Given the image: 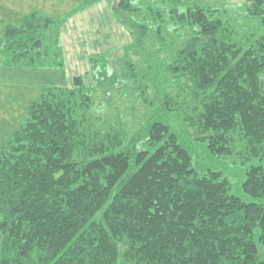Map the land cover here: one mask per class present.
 I'll use <instances>...</instances> for the list:
<instances>
[{"label":"trees","instance_id":"obj_1","mask_svg":"<svg viewBox=\"0 0 264 264\" xmlns=\"http://www.w3.org/2000/svg\"><path fill=\"white\" fill-rule=\"evenodd\" d=\"M135 1L113 0L114 13L142 57L150 31L130 16L140 12ZM247 2L264 25V0ZM215 12L195 4L180 14L194 35L159 63L162 88L155 90L160 111L183 122L211 154L244 153L252 164L242 190L253 201L233 194L221 171H196L168 123L148 126L145 148L140 133L90 128L93 99L77 76L71 87L46 88L0 151L1 264H264V33L239 40ZM52 24L32 13L6 26L8 63L41 67L53 50L62 65ZM45 31L55 39L47 51ZM130 66L129 79L150 102Z\"/></svg>","mask_w":264,"mask_h":264},{"label":"rangeland","instance_id":"obj_2","mask_svg":"<svg viewBox=\"0 0 264 264\" xmlns=\"http://www.w3.org/2000/svg\"><path fill=\"white\" fill-rule=\"evenodd\" d=\"M195 4L215 9L239 40H251L264 33L261 19L249 15L247 0H136L134 5L140 12H132L130 16L134 21L147 25L150 31L142 53L144 56L140 57L135 36L116 18L112 1L109 6L106 0H18V10L11 11L12 1L0 0V151L10 137L27 123L28 108L41 100L46 88L71 87L75 77L80 76L90 88L93 99L88 121L90 128L101 133L111 127L124 128L129 137L140 133L142 148H145L148 126L157 120L168 123L191 150L196 171H221L229 178L233 194L245 201H253L242 190L245 169L252 164L245 161L244 153L217 157L209 152L205 142L193 138L183 122L160 111L159 94L155 90L162 88L157 84L159 63H168L173 49L193 37L194 28L188 22H180L179 16ZM29 10H39L46 19L53 21L52 26L47 27L49 33L56 32V36H60L62 65L54 59L53 50L48 53L45 63L44 59L41 61V67L11 66L8 63L7 55L2 52L5 28L8 25L20 26L24 15L32 14L33 11ZM160 25H163L165 41L160 42L161 46L157 41ZM46 33L44 51L49 44L53 46L51 42L55 40ZM56 46L58 43L54 48ZM160 47L166 50L158 54ZM130 65L137 70L141 79L138 82L148 90L150 102L145 103L139 97L140 91L129 79L132 73ZM166 81L173 90L175 86L169 77ZM3 254L0 235V264ZM259 256L264 260L263 246H260Z\"/></svg>","mask_w":264,"mask_h":264},{"label":"crops","instance_id":"obj_3","mask_svg":"<svg viewBox=\"0 0 264 264\" xmlns=\"http://www.w3.org/2000/svg\"><path fill=\"white\" fill-rule=\"evenodd\" d=\"M12 1V6H11V11H17L18 10V0H11ZM104 1V0H103ZM107 1V4H109V6H111V1H112V7H113V0H106ZM14 4V5H13ZM112 7H111V10H112ZM29 11H33L32 13H39V10H35V11H38V12H34V10H29ZM25 12V11H24ZM28 13V12H27ZM30 14H31V12H30ZM40 14V13H39ZM27 15H29V14H27ZM27 15H24V17L25 16H27ZM41 15H43L42 13H41ZM44 16V15H43ZM23 17V18H24ZM23 20V19H22ZM60 37V36H59ZM59 41H60V56H62L63 55V52H62V43H61V39H59ZM96 53V52H95ZM94 53V54H95ZM63 57V56H62Z\"/></svg>","mask_w":264,"mask_h":264}]
</instances>
